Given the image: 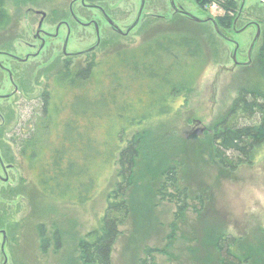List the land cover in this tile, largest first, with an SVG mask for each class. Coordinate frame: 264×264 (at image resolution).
Wrapping results in <instances>:
<instances>
[{
	"label": "rangeland",
	"instance_id": "rangeland-1",
	"mask_svg": "<svg viewBox=\"0 0 264 264\" xmlns=\"http://www.w3.org/2000/svg\"><path fill=\"white\" fill-rule=\"evenodd\" d=\"M72 1L6 0L11 24L0 35V157L4 163V169L0 165V231L6 233L4 242L0 232V264H82L79 244L88 233L100 228L107 200L115 189L119 167L115 165L114 171L111 169L100 176L95 162L91 165L94 182L84 189L92 193L90 201L78 204L49 200L34 181L37 172L28 169L17 148L20 134L33 130L41 118L36 99L49 82L47 77L63 69L59 57L67 31L63 30L58 40H47L51 42L47 48L52 53L50 56L30 61L29 64L37 65L31 82H22L20 77L29 66L19 64L18 59L25 58L27 53H35L28 43L41 47V42L34 40L36 34H55L58 21L49 19V14L52 15L60 5L71 7ZM92 1L86 0V3L94 9L88 11L78 2L74 14L83 24L97 21L101 34L93 27L77 24L69 16L73 31L68 37V51L85 52L98 43L101 47L93 54L74 55L72 64L75 66L102 60L112 46L140 45L154 26H166L175 18L169 0H146L142 18L139 13L143 0ZM260 4V0H247L245 10L248 14L244 15L260 23L263 29L264 6ZM186 8L199 19L214 17L215 22L225 13L219 7L211 6L210 16H207L199 11L195 2ZM105 14L126 35L114 31ZM42 15L49 19L43 25ZM154 18L162 22H152ZM138 20L136 27L128 33ZM250 31L234 36L231 30L221 29L222 38L214 24L202 25L200 32L205 35L209 47V66L196 80L195 90L188 99L177 100L167 119L153 126L168 144L165 159L168 163L173 161L170 166L176 169L178 188L186 192L185 212L177 219V202L174 198L170 200L176 193L166 190L161 194L160 184L166 178L155 167L147 171L141 166L144 161V152H141L127 198H136L145 204L151 202L150 213L142 219L132 214L120 227L112 248V264H139L141 259H146L147 248L159 252H154L153 259L145 264H218L216 252L209 243L221 234L235 239V251L241 264H264V144L255 152L251 163L228 170L215 160L213 140L217 121L237 98L238 91L257 82L252 71L262 44L260 38L248 63L251 42L256 37ZM235 52L237 65L234 63ZM8 70L20 88H31V91L23 93L20 90L7 99L16 91ZM137 93L134 91V95ZM138 104L141 102L136 99L134 105ZM55 238L60 241L55 242Z\"/></svg>",
	"mask_w": 264,
	"mask_h": 264
},
{
	"label": "trees",
	"instance_id": "trees-1",
	"mask_svg": "<svg viewBox=\"0 0 264 264\" xmlns=\"http://www.w3.org/2000/svg\"><path fill=\"white\" fill-rule=\"evenodd\" d=\"M242 1L220 4L227 11L216 21L220 32L232 30ZM9 18L6 0H0V35L10 27ZM151 21L162 22L157 18ZM201 27L175 16L166 26L158 24L149 30L140 45L112 46L100 61L90 60L84 66L74 65L73 71H59L35 128L20 134L17 148L21 158L28 169L37 172L34 181L49 200L85 204L93 196L84 190L94 182L91 165L97 163L100 176L114 171L115 165L119 167L100 228L88 233L79 244L82 264H112V248L120 227L132 214L142 219L150 213L151 202L127 198L141 152V166L147 171L156 168L166 178L160 184L161 194L166 190L176 193L170 200L177 202V219L185 212L186 192L178 188L176 169L170 166L173 161L165 159L168 144L160 129L157 134L153 126L167 119L177 100L188 99L196 80L209 66V47ZM262 33L252 71L257 82L238 91L215 126V160L228 170L251 163L264 144V28ZM134 91L138 93L134 95ZM136 99L141 102L139 106L134 105ZM235 242L226 234L213 237L209 245L216 252L218 264H241ZM154 252L159 251L147 248V257L139 264L151 261Z\"/></svg>",
	"mask_w": 264,
	"mask_h": 264
},
{
	"label": "flooded vegetation",
	"instance_id": "flooded-vegetation-1",
	"mask_svg": "<svg viewBox=\"0 0 264 264\" xmlns=\"http://www.w3.org/2000/svg\"><path fill=\"white\" fill-rule=\"evenodd\" d=\"M144 3H145V7L144 9L146 8V0H143ZM174 3H175V6H172V2L171 0H169L170 2V7L172 9V13L174 16H178L179 17V21L181 20H187V21H190V22H195L196 24H201V25H206L208 23L210 24H217L215 22V18L214 17H211L210 19H203L202 17H200V19L198 18V16L196 14H194L193 12H190L189 10L187 11V8L186 6H188L189 3H192V2H195L196 5L198 6V9L199 11H201L202 13L206 14L207 16L209 15L210 16V13L208 12V10H210L209 8H211V6H216L217 8L219 7V9L221 11H225V8L224 6L222 7L221 5L223 4H226L228 2V0H173ZM246 1L247 0H243L242 1V5L239 9V12L235 18V20L233 21L234 24L232 26V30L231 32L234 34V36L236 34H245L247 33V31L251 30L250 33H255V35L257 36L258 35V31L260 30V36L259 38L256 40L255 42V46L253 47V50L254 48L257 46V42L260 40L261 36H262V32H263V29H262V25L260 23H258L257 21H253V19L249 18L247 15V18L245 17L246 15L244 14H248V11L245 10V5H246ZM78 2L81 3L82 5V8L84 9H87L88 11L90 9H94L95 7L93 5H90V4H87L86 3V0H73L71 2V7H68L67 4L65 5H60V7H57L56 10L52 13V15L49 14V19L51 18H54L58 21L57 25H56V32L55 34H52V33H38L35 35V41L36 42H41V47L37 48V44H33V43H28V45L30 46V48L32 50H36L35 53H27L28 55L25 57V58H19L18 59V63L19 64H22L24 66H29V69L28 71L23 74L20 78L22 79V82L25 84V81L26 83H28V81H32V75L34 76V72H35V69L37 68V65L34 66L32 64H29L30 61L34 62L35 60H38L41 56H43L44 58H46V56H50L52 53L49 52V50L47 51V48L50 46L51 42H49L50 40H58L60 38V35H61V32L63 30H66L67 31V37L64 39L65 43L63 45V48L61 50V53L62 55L59 57L62 61V65H63V70L65 69H68L70 71H73L74 70V64H72V59L74 57V55H87V54H93V53H96L98 48L100 47L101 43H98L97 46L93 47L92 49H89V50H85V52H69L68 51V46H69V39L68 37L71 36L72 34V26H71V22H70V18L69 16L73 17L74 21L77 22V24L81 25V26H88V27H93L95 29V32L96 33H99V35L101 34V28H100V25L97 21H90V22H86V23H80L77 19V17L75 16L74 14V7H75V4H77ZM261 4L260 6H264V0H260ZM221 4V5H220ZM96 8H100L99 10L102 11L101 7L100 6H96ZM7 9V8H6ZM144 11V10H143ZM103 12V11H102ZM227 13V11H225V13L223 15H225ZM253 13V12H252ZM252 15V14H250ZM105 16H108L105 14ZM109 19L114 23V21L111 19L110 16H108ZM142 18V17H141ZM164 17H160V19H163ZM198 19L200 22H197L195 19ZM41 19H43V23L41 25H43L46 21H48V17H46V15H42ZM106 21L108 22V18H105ZM246 19H250L249 21H247V23H245L244 20ZM109 23V22H108ZM244 24V25H243ZM115 25V23H114ZM109 26L114 30L116 31L117 33L120 32V30L122 28L119 27L116 28V27H112L110 24ZM42 31V30H40ZM122 31V30H121ZM230 31V30H229ZM44 32V31H43ZM123 35H126V34H123ZM100 37V36H99ZM224 37V35L222 36ZM256 38V37H255ZM49 40V41H47ZM255 40V39H254ZM254 40L251 42V47L250 49L252 48V44L254 43ZM232 43H234L233 41H231ZM238 46V45H237ZM249 49V51H250ZM253 50H252V53H253ZM248 56H249V53H248ZM252 56V54H251ZM250 58V56H249ZM20 60V61H19ZM247 65V63H244ZM39 66V65H38ZM32 67V68H31ZM6 69V68H5ZM9 71V78L11 80V83L14 85L15 87V92L14 93H11L10 96L7 98V99H10L13 97V95H17V93L22 90L23 93L24 91H31V88H20V86L18 85V83L16 84L15 82V79L13 78V73ZM56 74V73H55ZM55 74H52L51 77H47L49 80L48 83H45L44 87L42 88V92L40 93V96L37 97V101L40 105V112H42V114L44 113V110H45V107H46V104L45 102L48 101L47 99H49V92H51V87H52V84H53V79H54V75ZM2 160V159H1ZM0 165H1V168L4 169V163L2 164L0 162ZM3 230H1L0 232L2 233ZM55 242L58 243V241H60L59 238H55L54 239Z\"/></svg>",
	"mask_w": 264,
	"mask_h": 264
},
{
	"label": "water",
	"instance_id": "water-1",
	"mask_svg": "<svg viewBox=\"0 0 264 264\" xmlns=\"http://www.w3.org/2000/svg\"><path fill=\"white\" fill-rule=\"evenodd\" d=\"M171 2H172V6H175L174 1L171 0ZM142 3H143V4H142V7H141V10H140V13H139L140 17H141V15H142V11H143L144 6H145L144 1H142ZM107 18H108V22H109V24H110L112 27H116V26L114 25V23L109 19L108 16H107ZM195 20H196L197 22H200L197 18H196ZM138 22H139V20L136 21V22L131 26V29L128 31V33H130V32L136 27V25H137ZM116 28H117V27H116ZM215 29H216V31H217V34H219L220 36H223V34H221V32H220L219 27H218L217 24H215ZM120 33H122L121 30H120ZM122 34H123V33H122ZM260 34H261V33H260V30H259V31H258V35L256 36V38H255V40H254V43L252 44V48H251L250 51H249V56H250V58H249V62H248V63H250V61H251V59H252L251 53H252L253 47L255 46L254 44H255L256 40L259 38ZM236 55H237V53L235 52V54H234V63H235V65L238 64ZM247 65H248V64H247ZM0 162L3 164V160H1V157H0ZM2 234H3V236H4V242H5V238H6V233H5V231H2Z\"/></svg>",
	"mask_w": 264,
	"mask_h": 264
}]
</instances>
